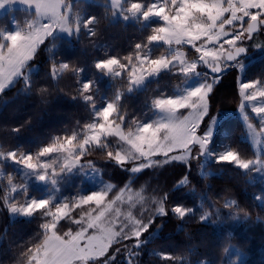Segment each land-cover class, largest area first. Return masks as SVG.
<instances>
[{"label": "snow or ice", "instance_id": "1", "mask_svg": "<svg viewBox=\"0 0 264 264\" xmlns=\"http://www.w3.org/2000/svg\"><path fill=\"white\" fill-rule=\"evenodd\" d=\"M19 3L29 9H34L36 19L27 21L21 28L15 25V30L0 29V93L9 88L18 78H23L27 91H31L32 81L25 74V69L37 49L48 38L56 39L57 32L68 37L78 35L83 28L89 36H94L93 26L97 23L94 16L81 20L75 19L71 13L72 4L68 0H0V9ZM127 4V7H124ZM111 7L118 10L124 21L134 20L143 24L155 21L146 43H136L134 54L118 58L108 56L94 63L97 73L108 77L128 76L127 92L132 93L144 87L147 82L157 78L164 72L176 70V74L185 80V86L175 94L160 95L152 100L150 109L156 119H134L127 131L122 125L127 121L125 115L119 113V103L122 98L120 91L116 92L112 101L97 106L92 93L97 81L84 80L80 89L81 97L86 103H91L94 112L92 122L83 125L81 131H73L70 135L54 137L52 142L41 147L35 154L16 150L0 151V162H9L21 167L25 179L54 189L66 173H71L77 167L88 168L94 174L97 170L91 160L86 164L82 158L92 148L107 150L111 147L109 137H115L125 148L117 147L115 152L106 151L109 161H114L121 170L130 174L142 172L146 168L162 167L173 162L189 163L190 158L214 160L217 164H229L241 170L260 171L264 169V148H261L255 159L244 158L238 150L226 147L215 152L212 148L213 129L219 119L217 115L209 116L210 98L216 83L222 74L232 68L243 72L246 65L241 57L246 55L255 33L264 28V0H111ZM116 15V12L113 13ZM47 18V23L41 20ZM246 24V27H245ZM153 45L166 46L160 56L150 55ZM188 47L194 50L195 58L189 60L182 49ZM257 50H264V44H256ZM206 69L201 71L200 69ZM68 63L59 67L52 65L51 75L55 79L60 72L69 70ZM82 73L83 69H72ZM192 81H195L192 83ZM238 87L241 96L240 112L249 129L253 144L264 142V81L244 80L238 77ZM45 86L37 88V93L46 92ZM246 105H251V111L260 118V129L257 132L252 124L247 123L249 117L245 111ZM186 112L187 114H183ZM117 119L119 123H117ZM18 132L19 129H13ZM82 137V138H81ZM199 149L193 157L194 148ZM163 156V160L154 157ZM135 162L131 168L127 163ZM190 166V165H189ZM201 175H204L202 172ZM14 175L7 174L4 201L11 214L32 217L42 212L46 218L40 225L43 239L28 246L20 253L17 264H97L101 259L103 264H117L121 252L110 249L122 240H135L134 249H139L143 243L141 236L149 230L155 217H166L171 212L183 220L194 213V208L182 204H173L166 208L168 196L153 197L155 212L153 219L147 223L136 219L129 210L124 212L118 204H127L129 208L142 203L145 197L142 193H134L128 185L109 199L113 189L111 184H103L98 190L88 191L68 200L65 198L56 202L50 195L48 198H26L23 203H9L14 199L11 192H25L27 184H15ZM0 180L3 174L0 173ZM188 182V176L179 181L180 185ZM127 193V200L124 199ZM260 199V197H257ZM234 201H226L225 207L233 205ZM54 205V207H53ZM88 207L79 219L72 218L73 209ZM210 213L200 216L201 221L209 218ZM65 219H71L79 225L77 231L71 230L62 235L57 232V225ZM124 221H127L125 223ZM127 264H133L132 249H126ZM161 260L172 261L173 264H183L186 256H173L169 253H156ZM201 264H204L201 261Z\"/></svg>", "mask_w": 264, "mask_h": 264}, {"label": "trees", "instance_id": "2", "mask_svg": "<svg viewBox=\"0 0 264 264\" xmlns=\"http://www.w3.org/2000/svg\"><path fill=\"white\" fill-rule=\"evenodd\" d=\"M73 5H78L79 12H83L85 17H96L97 23L93 26L95 35L89 36L81 30L71 38H48L28 64L35 67L27 75L33 84L31 91L25 89L23 78H18L0 93V151L16 150L18 154L29 151L35 154L51 143L54 137L81 131L83 125L93 117L91 103H86L81 97L83 80L95 79L98 91L106 93L109 98H113L117 88L125 89L124 83L119 84L117 79L108 84L107 77L100 78L94 63L110 55L122 59L130 53L134 54L136 43L147 42L151 26L115 18L112 7L105 0H75ZM15 11L21 12L20 9ZM8 21V12L0 16V24H8ZM260 31L264 39V28ZM242 58L246 62L243 72L229 69L215 84L208 117L218 112L224 115L216 127L213 145L221 143L222 148L231 147L244 158L253 159L256 153L246 139L243 122L235 113L240 101L238 77L264 80V50L251 53L248 49ZM61 63H68L70 69L60 72L53 79L52 65L59 67ZM77 68L83 69V72L78 74L72 70ZM181 79L173 73L164 72L144 87L132 93L125 92L119 103V112L129 120L152 114V100L162 94H173V87L179 85ZM40 86L48 90L38 94L37 88ZM13 129L19 131L14 132ZM82 159L91 160L101 178L113 185L111 194L117 193L128 181L136 186L149 178L162 190L163 196L167 194L166 208L170 209L177 203L194 208V213L183 220L171 212L166 217H155L149 230L142 234L143 243L139 249L133 248L134 239L116 243L110 253L115 252L116 248L121 249L117 264H127L126 249L136 253L133 264H173L172 261L161 260L156 254L161 252L186 256L183 264H201V261L204 264H224V253L230 243H236L243 252L241 264H264V218L246 198V193L253 189L255 183L251 182L253 172L214 161L206 163L200 171L196 168V162L192 161L190 166L175 162L155 170L146 168L132 176L109 161L104 150L93 148ZM7 166L11 168L10 163ZM202 172L204 175H201ZM185 175L188 182L180 185L179 181ZM72 185L75 188L65 191L66 196L76 191L79 182L73 179ZM261 185L259 181L258 186ZM43 189L39 188L34 194L41 193ZM3 192L0 182V264H17V258L26 247L43 239L40 225L45 223L46 218L42 212L32 217L10 218L6 208L1 206ZM226 201L235 203L225 207ZM206 212L210 213L209 218L201 221L200 216ZM74 229L75 224L70 219L62 220L57 225V232L61 235ZM97 264H103V260Z\"/></svg>", "mask_w": 264, "mask_h": 264}, {"label": "rangeland", "instance_id": "3", "mask_svg": "<svg viewBox=\"0 0 264 264\" xmlns=\"http://www.w3.org/2000/svg\"><path fill=\"white\" fill-rule=\"evenodd\" d=\"M74 1L68 0V2L71 3L72 5H73ZM105 2L109 6H111V0H105ZM149 2H153V0H150ZM124 7L126 8L127 4H124ZM15 9H20L21 12L17 13L15 11ZM78 9H79L78 5H73L72 8L70 9L71 13L73 15V18L75 19V17L78 15L81 20L87 19L88 16L85 17L84 13L83 12H79ZM7 12L9 13V21H8V24H4V25L0 24V29H2V30H15L13 22H15V25H18L19 27L23 28L26 25L27 21L37 18L34 9H29V8H27V6L20 5L19 3H16L14 5H8L5 8L0 9V16L5 14V13H7ZM114 12H116V15L114 16L115 18L122 19L120 17V15H119L118 10H114L112 8V14ZM128 21L138 22V21H134V20H131V19L128 20ZM41 22L42 23H47L48 22L47 18H43L41 20ZM155 23L156 22L153 21V22H150L148 24H143V25H147V26H151L152 27V26H155ZM138 24L141 25L140 22H138ZM81 30H84V29L81 28ZM56 36L68 37L65 33H62V32H57ZM256 44H264V39L262 37L261 31H259L258 33H255L253 39L250 42L246 41L245 46L252 53V51L257 50L255 48ZM165 48H166V46H164V45H153L152 48H151L150 55L153 56L154 58L157 57V56H160L162 53L165 52ZM156 49H160V51H158ZM182 51H184L186 53L187 58L189 60L195 58L194 50H192V49H190L188 47H184L182 49ZM241 59L246 65V62L243 60L242 57H241ZM33 68H35V67L27 65V67L25 69V74L28 75ZM200 70L202 72L205 71V70H203V68H201ZM170 73L175 74V76L177 78H179V77L182 78L181 79V83L179 85H176V86L173 87V91H174L173 94H175V93L180 91L185 86V80H184V78L182 76L176 74V70L175 69H173ZM101 77H107L108 84L111 82V80L117 79L119 84L124 83L125 89H122L121 87L117 88L116 91L113 93L114 94L113 98H109L106 93L98 91V87L94 86L93 91L90 94L93 95V101L95 102V104L98 107L103 105L106 102L114 100L117 91H120L123 95L125 94V92L128 93L127 92V88H128V76H127V73H124V75L122 77H108V76H103L102 74H100V78ZM194 82L195 81H192V83H194ZM81 88H82V81H81ZM166 95H172V93H168ZM239 95H240V93H239ZM240 102H241V96H240L239 105H238L235 113L240 118V120L243 122V124L245 126V130H246V139L249 141V143L251 144L253 150L255 151V153L257 155V152L261 148H264V142H262L260 145H255L254 146L253 140H252V138L250 136V133H249V129L247 128V124L244 121V118H243V116H242V114L240 112V109H239ZM91 110H92V115L94 117V112H93V109H92V105H91ZM245 111H246V113H247V115L249 117L247 123L252 124L253 127L258 132L259 129H260V126H261L260 125V118L257 117L256 114L251 111V105H246ZM183 114H187V113L184 112ZM121 115H125V114H121ZM93 117H92V120H93ZM156 118L157 117L155 115H153V113H152V114L147 115V116H145V117H143L141 119H138V120H147V119H156ZM223 118H224V115L223 114H219V119H218V121H217V123H216V125L214 126V129H213V132H214L213 137L215 136V133H216V127L218 126V124L220 123V121ZM92 120L90 122H92ZM210 120H211V117L206 118V121H210ZM132 122H133V120H129L127 118L126 123L124 125H122V127L124 128L125 131H127L130 126L134 127ZM117 123H119L118 119H117ZM108 143L111 145V147L109 149H107V150H111L113 152H115L117 150V147H120V148H125L126 147L125 145L120 144L119 141L117 140V138H115V137H109L108 138ZM219 144H221V143H218V145H213L212 144L213 150L215 152H217V153L220 152V151L225 150V148L224 147L222 148ZM107 150H104V152L106 153ZM198 151H199L198 147L194 148L193 157H195V155H196V153ZM28 152H24V153H28ZM154 158L157 159V160H163L164 159L163 156H157V157H154ZM255 158H256V156H255ZM255 158H253V159H255ZM262 159H264V157H262ZM192 161L196 162V164H197L196 168L201 171L203 168H205L204 165L206 163L213 162L214 160H206L204 158H201V159L190 158L189 163H191ZM82 163L86 164L87 161H83V159H82ZM134 163L135 162L127 163L125 165V167L126 168H131ZM173 163H175V162H173ZM173 163H170V164H173ZM8 164H9V162H0V173L3 174V180H0V182L3 185V189H4L3 201H2L1 206H4L6 208L8 216L10 218L25 217V216H21V215H18V214H11L8 211L7 205L5 204L4 195H5V185L7 184V174L8 173H12L14 175V177H15L14 183L15 184H17V185H19V184H27L28 185L27 194L25 192H23V191H21V192H11L10 189L8 190L10 197L14 198V199H10L9 203H13L14 202V203H17V204L23 203L26 198H31V197L48 198L50 195L54 198V200L56 202H60L61 200H64L65 198H67L68 200H71V198L74 197V196H77V195H80V194H87L88 191L98 190V188L100 186H102L101 182H103V184H111L110 182L104 181L101 178L100 172H99V170L97 169L96 166H94V167H95V169L97 171L94 174L87 175V176L85 175V173H91L90 169L77 167L71 173L64 174L63 178L61 180H59L58 184L56 185V187L54 189L51 187V185H49L48 189L46 190L44 185L37 184V183L33 182V180L31 178L25 179V177L22 175V171L23 170L21 169L20 166L10 164L11 165V168H10V167L7 166ZM166 165H169V164H165L163 166H166ZM158 168H161V167H155V168H151V169L155 170V169H158ZM147 169H150V168H147ZM251 172H253V177L251 175V177H252L251 178V182H255V183L253 184V189L249 190L246 193V198H247V201L252 205L254 210H256L259 213L261 218H264V169H261L260 171H251ZM136 174H138V173H136ZM136 174H131V175L134 176ZM73 179L75 181L77 180L79 182V187L76 186V188H77L76 191H74L71 195L66 196L65 191H67L69 188H71V189L75 188V186L72 185ZM259 181L262 184L261 186H258V182ZM125 185H128V187L131 188V190L134 193H136V192L142 193L143 196L145 197V200L142 203H137L132 208H129L127 204H123V205L118 204V206L121 207L124 212H127V211L130 210L132 212L133 216L136 219H139V220H141L144 223H147L149 219H153V213L155 212V206H154V202H153L152 198L153 197H156V198L163 197L162 190H159L158 185L156 183H151L149 178H146L145 180H143L140 184H137L136 186L132 184V181H128L121 188H124ZM41 187L44 188L43 191L41 193L34 194V193H37L36 190H38ZM87 187H89V189H87ZM120 189L117 191V193H114V194H111V191H110L109 199H111V197L117 195L119 193ZM127 195L128 194L125 193V196H124L125 200H127ZM257 197H260V199H257ZM53 207H54V205H53ZM88 210L89 209H88L87 206L82 207V208L73 209L72 218L79 219L80 216L82 215V213H85ZM124 222L127 223V221H124ZM78 228H79V225L75 224V229L71 230V231L75 232V231L78 230ZM122 241H124V240H122ZM224 258H225L224 264H241L242 263V258H243V252L241 251V249H239L237 247L236 243H230V245L228 246L227 250L224 253Z\"/></svg>", "mask_w": 264, "mask_h": 264}, {"label": "water", "instance_id": "4", "mask_svg": "<svg viewBox=\"0 0 264 264\" xmlns=\"http://www.w3.org/2000/svg\"><path fill=\"white\" fill-rule=\"evenodd\" d=\"M72 1H74V0H72ZM245 46V45H244ZM245 56V55H244ZM243 57V56H242ZM226 72V71H225Z\"/></svg>", "mask_w": 264, "mask_h": 264}]
</instances>
